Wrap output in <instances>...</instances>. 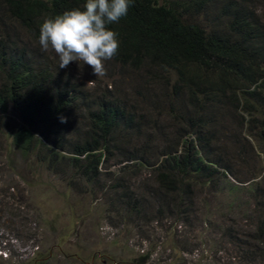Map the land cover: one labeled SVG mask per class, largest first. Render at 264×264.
<instances>
[{"label": "trees", "instance_id": "trees-1", "mask_svg": "<svg viewBox=\"0 0 264 264\" xmlns=\"http://www.w3.org/2000/svg\"><path fill=\"white\" fill-rule=\"evenodd\" d=\"M258 1L131 0L127 15L107 25L119 48L104 61L138 73L135 85L144 82V93L125 98L106 88L89 96L74 75L56 73L57 59L38 42L45 18L84 10L86 0H0V115L18 118L12 150L46 171L66 169V185L77 194L103 188L99 169L121 165L104 196L121 220L189 213L203 227L195 218L198 193H227L228 213L240 203L242 220L256 218L247 231L225 232L239 264H264V173L242 182L233 174L235 161L254 159L253 146L264 160V0ZM6 21L25 34L11 35ZM143 171L151 184L132 185Z\"/></svg>", "mask_w": 264, "mask_h": 264}, {"label": "rangeland", "instance_id": "rangeland-1", "mask_svg": "<svg viewBox=\"0 0 264 264\" xmlns=\"http://www.w3.org/2000/svg\"><path fill=\"white\" fill-rule=\"evenodd\" d=\"M6 22L11 35L25 34L16 24ZM23 42L31 46L29 41ZM44 52L57 59L58 75H74L89 96H97L105 88L112 92L111 96L119 92L125 93V98L138 96L136 90H146L144 82L135 85L138 73H122L104 63L105 75L95 76L82 61L61 69L54 51ZM17 124L14 113L0 115V264H239L240 258L235 256L225 232L232 226L247 231L255 226L256 218L242 220L246 209L242 210L240 203L234 206V213H228L223 205L230 200L229 194L198 193L195 218L204 222L203 227L196 226L189 213L178 219L148 223L121 220L110 208L111 200L104 198L121 165L111 163L106 168L108 176L105 168L99 169L103 188L92 192L87 187L77 194L66 185V169L63 174L53 169L46 171L33 156L22 158L12 150L11 133ZM254 153V159H248L243 166L235 161L233 174L240 182L257 180L264 173V160L255 146L248 156ZM148 177L149 172L143 171L131 179V184H151ZM230 178L233 184L240 185L235 177Z\"/></svg>", "mask_w": 264, "mask_h": 264}, {"label": "clouds", "instance_id": "clouds-1", "mask_svg": "<svg viewBox=\"0 0 264 264\" xmlns=\"http://www.w3.org/2000/svg\"><path fill=\"white\" fill-rule=\"evenodd\" d=\"M131 0H86L83 9L66 10L54 18H45L39 28L42 49L58 56V67L82 61L93 75H105L104 61L118 51L117 34L107 25L127 15ZM61 122L66 118L61 117Z\"/></svg>", "mask_w": 264, "mask_h": 264}]
</instances>
